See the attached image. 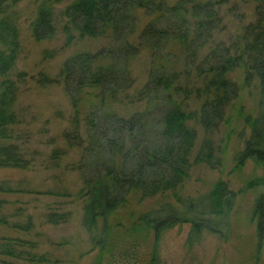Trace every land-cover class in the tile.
I'll use <instances>...</instances> for the list:
<instances>
[{
  "label": "trees",
  "instance_id": "trees-1",
  "mask_svg": "<svg viewBox=\"0 0 264 264\" xmlns=\"http://www.w3.org/2000/svg\"><path fill=\"white\" fill-rule=\"evenodd\" d=\"M21 1L0 0V168L28 169L31 165L22 145L17 143L21 136H16V128L22 120L15 106L19 85L12 78L21 49L20 30L12 9ZM231 1L73 0L66 8L67 29L72 26L81 37L111 36L109 46L96 53L76 54L65 62L61 83L72 98L84 89H98L102 99L126 93L135 83L129 60L143 48L151 49L153 56L141 97L153 101L154 107L129 118L104 111L88 123L90 146L86 157L95 175L85 181L84 225L93 232L92 242L100 250L108 247L107 220L124 205L132 191L140 192L143 198L175 192L194 164L212 169L220 166L213 134L224 121L227 107L238 97L239 86L229 76L236 69L245 71L247 83L258 79L261 88V109L255 118H246L251 137L236 156V167L241 168L249 161L264 165V0H242L257 5L256 20L246 26L242 39L216 42V34L225 27L222 7ZM41 2L33 22V34L38 41L50 39L56 33L52 0ZM141 11L152 16V20L132 41ZM170 42H178L185 54L182 69L177 68L176 56L165 53ZM157 60L174 62L176 67ZM23 76L19 74L21 79ZM40 82L59 83L44 75ZM174 93L184 95L183 100H173ZM193 97L202 100L195 111L190 109ZM163 99L166 104L156 114L154 108ZM77 102L75 99L76 105ZM193 121L203 128L205 138L192 161L198 139L196 130L189 126ZM249 185L264 188V178ZM235 199L236 194L221 181L204 197L181 201L179 206L165 204L143 214L140 223L154 234L152 264L159 263L163 234L178 225L191 226L190 244L205 233L226 238ZM57 218L54 214L48 217L50 223H58ZM100 220L104 224L97 235ZM253 221L261 243L264 192L255 201ZM30 227L31 224L27 229ZM6 241L0 246V255L15 261L0 259V264L36 261L35 257L25 259L24 253L16 256L10 240Z\"/></svg>",
  "mask_w": 264,
  "mask_h": 264
},
{
  "label": "rangeland",
  "instance_id": "rangeland-1",
  "mask_svg": "<svg viewBox=\"0 0 264 264\" xmlns=\"http://www.w3.org/2000/svg\"><path fill=\"white\" fill-rule=\"evenodd\" d=\"M42 2L23 0L12 9L21 35L20 54L12 72V78L19 85L15 106L22 120L16 136H21L17 143L22 145L31 165L28 169L0 168L3 188L0 191V246L10 240L16 256L24 253L25 259L36 258L35 262L26 264H152L154 234L140 223V217L165 204L179 206L181 201L204 197L222 181L236 194L228 236L221 238L205 233L190 244L191 226L178 225L163 234L158 264H264V239L260 243L253 221L254 204L264 188L249 185L264 178V165L249 161L237 168L235 162L251 137L246 118H255L261 109L260 82L255 78L247 83L243 69L229 75L239 86L238 97L227 107L224 121L213 134L220 166L212 169L194 164L188 178L175 192L143 198L140 192L132 191L124 205L107 220L108 247L102 251L94 246L93 232L84 225L85 181L86 177L95 175L86 157L90 146L88 123L104 111L129 118L154 107L153 101L141 97L153 65L152 50L143 48L129 60L135 83L126 93L102 99L98 89H84L72 98L61 83L65 62L76 54L96 53L109 46L111 36L81 37L72 26L67 29L65 10L73 0H52L56 33L50 39L38 41L33 34V22ZM256 6L254 2L242 0L223 6L221 16L225 27L216 34V42L242 39L246 26L256 20ZM138 15L132 41L152 20L143 11ZM165 53L177 57L178 69L184 67L185 54L178 42H170ZM157 62L176 67L174 62ZM19 74L24 75L22 79ZM191 74L193 78L194 73ZM42 75L59 83L43 85ZM183 98L182 94H173V100L181 102ZM164 99L154 108L156 114L166 104ZM189 102L194 111L202 104L195 97ZM189 126L198 134L193 161L205 132L195 121ZM53 214L57 215L58 223L49 222L48 217ZM29 224L31 227L27 229ZM103 224L100 220L97 235ZM0 259L15 261L3 255Z\"/></svg>",
  "mask_w": 264,
  "mask_h": 264
}]
</instances>
